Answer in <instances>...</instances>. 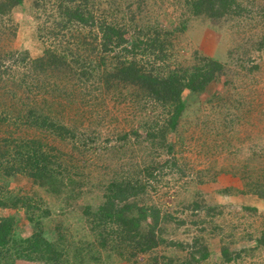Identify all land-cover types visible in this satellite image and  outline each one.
<instances>
[{
    "label": "rangeland",
    "instance_id": "374dc122",
    "mask_svg": "<svg viewBox=\"0 0 264 264\" xmlns=\"http://www.w3.org/2000/svg\"><path fill=\"white\" fill-rule=\"evenodd\" d=\"M229 1L216 17L188 0L0 7V219L17 253L34 233L55 250L0 264H264V0ZM127 58L153 74L221 66L170 128L163 98L114 77ZM106 201L147 207L136 235Z\"/></svg>",
    "mask_w": 264,
    "mask_h": 264
},
{
    "label": "trees",
    "instance_id": "16d2710c",
    "mask_svg": "<svg viewBox=\"0 0 264 264\" xmlns=\"http://www.w3.org/2000/svg\"><path fill=\"white\" fill-rule=\"evenodd\" d=\"M188 1L189 2L186 3L188 5L187 8H189L188 10H190L192 13H203L212 17L224 14L226 12V8H229L230 6L229 0ZM20 2L21 0H0V7H2L3 10H8ZM81 20H83L82 16L75 15V21L81 22ZM113 33H115V30ZM127 59L128 60L123 61V63L118 66L117 73H115L114 77L122 81L143 83L146 87H148L152 94L154 93L157 95L156 98H163L162 100L166 102L165 104L171 109L172 112L168 120V125L170 128H175V125L185 108L181 94L186 90L196 92L203 90L205 86L212 80V78H214V71L216 69L215 67L219 68L221 66L216 60L209 59L210 61L208 63L204 62L202 66H195L194 68L186 67L172 71L170 70L167 74H153V71H151L149 68L146 69L137 63L134 58ZM37 171H40V169H37V167H29L28 169V172L31 176H43L42 173ZM262 184L264 183L261 182L259 185H256L255 183L253 187L258 188L259 186L260 188ZM122 193L123 190H116L114 196L119 200H122ZM260 194L262 197H264V192ZM113 206V202L109 204V202L106 201L104 204L98 207V211L100 214H103L102 217L105 216L107 218H112L110 219L112 222L116 220H122L128 224V233L136 235L139 231L138 229H140L142 226V222L148 215L147 207H139L134 211L129 205L126 207L128 212L124 213V209H121L119 212H113L115 209ZM153 212L156 211H151L149 214H152V218L156 219V221H154V223H156L158 221L159 215H153ZM129 214L130 216L128 217ZM121 215L122 217H119ZM14 243L15 237L12 233V222L7 219H0V253L5 250L8 251L7 253H11L15 257L24 260L27 259L29 261H35L37 258H49L50 253L55 251L51 241L47 240L41 233H34L32 236H29L23 240L19 239L18 253L15 248L11 249ZM154 244H156L155 239L150 238L148 242L142 243L141 246L143 249H147ZM13 251L15 253H13ZM31 253H40L42 255L40 257H35L32 256Z\"/></svg>",
    "mask_w": 264,
    "mask_h": 264
}]
</instances>
